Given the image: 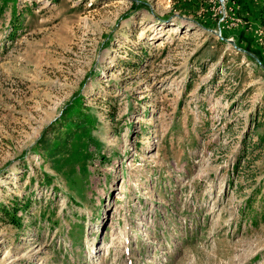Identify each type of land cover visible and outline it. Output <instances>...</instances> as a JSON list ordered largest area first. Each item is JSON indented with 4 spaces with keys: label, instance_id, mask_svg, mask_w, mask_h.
Masks as SVG:
<instances>
[{
    "label": "rangeland",
    "instance_id": "374dc122",
    "mask_svg": "<svg viewBox=\"0 0 264 264\" xmlns=\"http://www.w3.org/2000/svg\"><path fill=\"white\" fill-rule=\"evenodd\" d=\"M0 264H264V0H0Z\"/></svg>",
    "mask_w": 264,
    "mask_h": 264
},
{
    "label": "water",
    "instance_id": "95a60500",
    "mask_svg": "<svg viewBox=\"0 0 264 264\" xmlns=\"http://www.w3.org/2000/svg\"><path fill=\"white\" fill-rule=\"evenodd\" d=\"M224 40L225 41H227V42H229V43H231V44H233L234 46H235V44H234V42H233V40L232 39H230V38H224ZM237 49H240V50H242L240 47H237V46H235ZM249 54H252V53H250V52H248ZM253 55V54H252ZM254 56V55H253ZM256 58V57H255ZM257 59V58H256Z\"/></svg>",
    "mask_w": 264,
    "mask_h": 264
},
{
    "label": "built area",
    "instance_id": "2783aa9c",
    "mask_svg": "<svg viewBox=\"0 0 264 264\" xmlns=\"http://www.w3.org/2000/svg\"><path fill=\"white\" fill-rule=\"evenodd\" d=\"M219 3L223 6L224 8V0H219ZM222 12V11H221Z\"/></svg>",
    "mask_w": 264,
    "mask_h": 264
}]
</instances>
